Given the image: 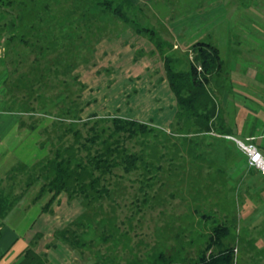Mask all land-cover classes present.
<instances>
[{
    "label": "rangeland",
    "instance_id": "374dc122",
    "mask_svg": "<svg viewBox=\"0 0 264 264\" xmlns=\"http://www.w3.org/2000/svg\"><path fill=\"white\" fill-rule=\"evenodd\" d=\"M43 1L48 2V0ZM91 1L93 0H62V3L59 2L60 4L57 5L61 9L55 7L61 10H58L57 14L62 15L67 8L66 13H70V10H74V8H79L82 11L87 8V5L94 6L92 4L95 2ZM99 1L103 2L104 0ZM132 1L140 4L144 9L145 15H141L145 18L144 21H141L145 27L155 28L163 39L168 36L167 42H172L171 34H180V43L183 44L173 42V46H178V49L173 53L180 58L179 71H186L189 68L186 54H190V59L193 58L188 42H197L202 37V39L218 46L226 72L229 71L230 75L234 73L233 76L236 79L246 80L249 86H256L255 81L248 80L242 73L239 74L232 70L235 65H242L240 58L247 39H249L250 49L253 50L252 54L257 53L259 38L257 26L260 23L264 24V0ZM40 3L43 4L41 1ZM32 19L28 18L24 24L29 26L32 24ZM106 20L104 18L105 24H103L106 29L100 31L99 35L102 38L100 37L96 44L93 64H88V66L82 64L76 70L78 81L86 87L83 94V103L86 106L82 117L87 120H73L63 112L71 106L72 100L81 103L78 98L80 85L78 82L74 83L69 77H53L40 88L36 86L39 84H36L35 88L40 89V93H43L44 98L40 100H36V95L39 92L31 94V84L24 83L23 93L18 94L14 91L15 96H19L21 99L26 96V99L23 98L26 102L24 107L18 105L14 100H10L9 96L7 97L8 102L3 104L2 109L15 110L24 114L22 116L23 130H20L21 134H24V138L19 149H16L20 159L28 166L44 159L52 149L48 146L49 144H46L47 138L53 137V135L63 136L64 131L69 128L81 131V135L86 136L97 121V118L90 117L93 114L103 117H128L131 120L152 124L165 131L166 134L154 130V132L142 138L138 136L136 139H127L123 134L120 138H117L119 137L117 135L114 136L116 141L121 139L122 145L116 151L117 160H121L125 155H137L141 158V163H138L130 175L119 169L114 172V175L105 177L106 181L102 186L111 190L112 196L103 201L96 199L89 205V209L98 215L96 214L94 217L91 213L90 217L82 205L68 202L66 205L59 206L50 215V217L52 216L50 223H46L44 221L46 218H43L42 222L38 223L37 227L31 231L32 233L37 232L40 227L54 228V223L62 225V227H57L60 229L73 221L90 223L87 224L89 226L88 234L83 238V241L89 244V241L93 239V247L87 246L84 255L79 249L73 250L78 260L83 264H93L96 260L102 264L103 258L112 260L113 264H123L126 261L131 264H142L141 260L154 251L171 256L173 264H195L198 253L206 244L211 226L218 223L224 224L228 217L229 219L233 218L234 214L225 215L226 211H233V204L224 197L226 192L223 189V182L227 173L218 171L215 173V171L226 170L228 166L229 159L224 156L225 147L233 151L234 155L239 156L240 153L219 133L213 132L211 140H208V135H198L192 127L191 120L181 118L180 126L172 127L173 120L169 124L167 119L173 114L177 104L171 103L174 102V98L170 89H166L162 82H160L162 85L157 86V91L149 93L147 89L152 87L151 83L155 80V73H152L154 69L158 68L156 75L160 76L158 73L163 66L155 41H152L147 34H137L134 28L132 29L122 22ZM103 24L98 27L102 28ZM14 33H16L15 37H18L19 34ZM92 43L90 41L91 45H93ZM77 47L79 46L77 45ZM8 48L4 38H1L0 87L2 88L5 77L3 75L4 59L8 57ZM16 48L17 50L13 49L11 53L23 55L24 67H21L20 70L27 72L28 66L32 65L36 56L30 54L29 48H25V50L22 47ZM98 50H100L99 56L104 51L105 59L100 57L97 59ZM81 51L86 55L85 49H81ZM113 60L118 63H113ZM149 63L152 65L150 68L152 72L148 71L146 74H142L149 67ZM102 64L104 69L99 68ZM120 64L122 66H117ZM106 65L109 67L106 68ZM8 68L11 74L16 66L10 61ZM29 71L33 75L30 69ZM62 71L63 68L58 72ZM19 74L21 71L12 75L11 83L14 80L16 83V76ZM36 79L33 76V83L37 82ZM215 79L224 84L220 82L224 80V73ZM11 83L9 89L13 91L14 85ZM214 86L216 83H212L213 91L216 89ZM240 90L242 91V87L238 86L232 92L229 89L233 101L237 100L238 96H242L254 100L256 103L239 100L232 104V100H229L231 116H236L238 119V116L241 115L243 118H249L250 122L257 121L260 125H264V104L257 103L259 95L253 92L255 87L249 88V91L252 92L250 94L240 95ZM60 97L65 100L63 101ZM165 98H167L166 101ZM160 100L162 101L160 102ZM54 102L56 104H53ZM159 104H161L160 109L158 108ZM164 107H166V111ZM240 107H244L245 110L242 112ZM33 108L34 110H32ZM88 117H90L89 120ZM63 119H65L64 122L61 121ZM60 121L63 125L59 124ZM108 121L104 119L99 122V131H106V135L102 139H106L112 129V124ZM222 139L226 141L225 147L215 148L217 141L224 142ZM208 141L212 143L214 149H208V145H206ZM60 143L62 142L55 141L52 146H55L56 149ZM109 148L112 150L115 146L109 143L105 150ZM106 152L109 153V151ZM110 153L109 155L112 157L114 154ZM231 160H236V158L231 156ZM217 179L220 180L222 187L217 185ZM6 181L8 184L21 181L19 185H25L22 175L15 181L12 179H6ZM40 185H42L41 181ZM99 187L101 186L99 185ZM17 191L20 193L22 189ZM38 191V188L29 191L26 198L24 197L25 204H28L22 205V209L30 210L31 205H34L33 201ZM219 193L223 196L222 199H219ZM95 194L92 192L91 196L97 197ZM47 200L48 197L41 203L44 204ZM66 200L67 198L63 201ZM236 205L233 207L236 208L235 215L238 224L235 233L239 230L240 243L236 240L233 244L235 247L234 264H264V202L260 206L249 203L244 205L237 203ZM37 211L38 208H35L34 212ZM96 220H100V223L92 226L93 221L96 222ZM229 221L230 224L231 220ZM81 228L84 229L85 226H81ZM73 230L74 228L70 233L72 235ZM103 239L106 240L101 243ZM90 259L91 262H89ZM12 262L10 256L3 264H13Z\"/></svg>",
    "mask_w": 264,
    "mask_h": 264
},
{
    "label": "trees",
    "instance_id": "16d2710c",
    "mask_svg": "<svg viewBox=\"0 0 264 264\" xmlns=\"http://www.w3.org/2000/svg\"><path fill=\"white\" fill-rule=\"evenodd\" d=\"M96 1H91L95 2L94 4L91 3L94 6L87 5V8H84L82 11L79 8H74V10H70V13H66L67 8L62 15H59L57 13L61 7L57 5L62 3V0H48L47 3L43 0H0V40L4 38L6 45L9 46L8 57L4 59L3 75L5 77L3 80L4 86L7 87V97L9 96L10 100H14L18 105L24 107L26 102L23 98L26 99V96L21 99L14 94V91L18 94L23 93L24 83L31 84V94L34 95L36 91L39 92L36 95V100H40L44 97L43 93H40L41 90L35 88L36 84H39L36 86L40 88L53 77H69L74 83L78 82L80 85L78 98L81 103L72 100L71 106L63 112L72 117L73 120H87L82 117L85 111L84 107L86 106L83 103V94L86 87L78 81L79 77L76 75V70L82 64L86 66L93 64L96 44L101 37L99 35L100 31L106 29L104 28V18H106L109 21L116 20L122 22L132 29L134 28L137 34H147L152 41H155L156 48L159 50L162 58L165 78L177 104L176 113L171 123L172 127L178 128L180 126V119L185 118L192 121V127L198 135H211L213 132L219 133L220 136L231 135V130L225 123V112L221 110L217 96L212 91V88H210L213 80L219 78L224 73V61L217 45L204 39L195 42L191 46L190 52L193 58L190 59V54H186L189 62L188 70L179 71L180 58L173 53L176 51L173 44L163 39L155 28L143 25L141 20L144 21L145 16L141 14L145 15V13L140 4H136L132 0ZM55 6L60 9H57ZM78 7L81 8V6ZM65 17L67 19H63ZM28 18H33L32 24L26 26L24 23ZM102 24V28L98 27ZM14 32L19 34L18 37H15L16 33ZM59 33L62 34L59 35ZM90 41L93 42V45L90 44ZM16 47H22L24 50L25 48H29L31 50L30 54L36 56L32 65L28 66L27 72L20 70L21 67H24L23 55L11 53L13 49L17 50ZM81 49H85L86 55L82 54ZM10 61L16 66L14 72L11 74L8 68ZM21 62L22 65H20ZM62 68L63 71L59 73L58 71ZM20 71L21 74L16 76V83H14L15 80L11 83L12 75H16ZM33 76H35V79L37 77V82L35 83H33ZM9 82L11 85H14L13 91L9 89ZM62 100L64 101L65 99L62 98ZM53 104H56V102ZM90 117L97 118V121L86 136H82L81 131L71 128L64 131L63 136H50L47 138L46 143L47 145L49 144V147H52L49 150V155L35 162L32 166L20 163L19 169L11 173L14 175L10 174V179L13 181L22 175L25 185L20 195H15L14 192H11V186H8V189H0V225L3 224L11 212L18 206V202L31 189L36 188L39 191L33 201L35 204L41 203V201L48 197V200L41 207L42 213L50 212L54 202L61 196H66L69 201H80L81 205L86 209V213L89 216L92 213L95 217L98 213L90 210L89 205L95 202L96 199L103 201L110 199V196H112V191L102 186L106 181L105 177L114 175V172L119 169L130 175L138 166V163H141V158L137 155H125L121 160H117L116 151L122 145L121 139L116 141L114 136L117 135L119 136L117 138H120L123 134L126 135L127 139H136L138 136L142 138L154 132V130L166 134L165 131L158 129L152 124L137 120L119 116L103 117L99 114H93ZM90 117H88V120ZM104 119L109 120L108 122L112 124V129H110L106 139H102L106 135V131H99V122ZM64 120L61 121L64 122ZM61 121L59 124L63 125ZM72 125L73 123L70 124L71 127ZM168 136L173 137L171 135ZM54 140L62 142L56 149L55 146H52L53 142H55ZM109 143L113 144L115 148L111 150L110 147L108 150H105L106 145ZM254 143L256 144L255 140ZM106 151L114 155L110 157ZM218 172L225 173V170L221 169ZM239 176V174H233L231 178L233 184L238 182ZM34 180L35 183H33ZM40 181L42 185H40ZM217 182V185L222 187L219 179H217ZM234 187H237V185ZM223 189L226 192L224 195L226 199L228 190L225 187ZM92 192H95L97 197L91 196ZM219 195V199H222L223 196L220 193ZM229 201L233 204V207L237 204L234 200L229 199ZM233 207V211L229 212L224 209L226 211L225 215L231 216L234 214L232 215L233 218L230 217L229 219L228 217V219H225L224 224L218 223L211 226L206 244L198 253L195 264L235 263V247L233 244L236 240L240 243V240L239 230L235 233V229H238V224L237 216L235 215L236 208L234 209ZM97 220L96 222L93 221L92 226L100 223V220ZM229 220H231L230 224L228 223L230 222ZM87 224L90 223L73 221L59 232L56 236V241L62 242L72 251L79 249L84 255L85 248L87 246L93 247L94 245L93 239L89 241V244L83 241V238L88 234L87 228L89 226ZM81 226H85V228L82 229ZM72 228H74L73 235L70 234ZM105 240H101V243H104ZM226 241L227 244L225 245ZM21 257L22 261L19 264H49L46 254L39 253L35 249L34 244L28 247ZM89 262H91V259ZM141 263L173 264L174 262L171 256L154 251L148 257L142 259ZM93 264L100 263L96 260ZM102 264H113V262L112 260H105L103 258ZM123 264H131V262L126 261Z\"/></svg>",
    "mask_w": 264,
    "mask_h": 264
},
{
    "label": "crops",
    "instance_id": "0c3cea01",
    "mask_svg": "<svg viewBox=\"0 0 264 264\" xmlns=\"http://www.w3.org/2000/svg\"><path fill=\"white\" fill-rule=\"evenodd\" d=\"M257 29L259 33L257 53L255 55L252 54L253 50L250 49V44L248 41L249 39H247V43L244 44V51L241 53L240 58L242 65H235V68H233L232 70L233 72L237 71L239 74L242 73L248 80L255 81L256 86H249L246 80L242 81L236 79L233 76L234 73L230 75L229 71L226 72V70H224V80L220 81L224 84L219 83V81H217L216 79V81L213 80L216 83V86H214L216 89L215 91H212L216 93L219 104L221 105V110L225 112V123L231 130V135L229 136L235 137L243 141H246L249 138H253L256 142V146L264 155V125H260L259 122L257 123V121L250 122L249 118H243L241 115H239V118L237 119L236 116L233 117L229 113V100H232V104L237 103V101L239 100H241V102H254V100H249L247 97L242 96H238V99L233 101L229 89L232 92L233 89L237 86L240 88L242 87V91L240 90V95L252 93L249 91V88L255 87V91L253 92L259 95L256 100L257 103L264 104V24H258ZM167 37L165 38L166 41ZM171 37L173 38V40L169 43L173 44V42L175 41L180 43V34H171ZM201 39L202 37L198 40ZM188 43L189 47H191L195 42ZM174 49L177 50L178 46L175 45ZM99 52L100 50H98L97 59H99V57L105 59L106 56L104 51L101 54L102 57L99 56ZM113 63L118 62L113 60ZM156 64L158 63L156 62ZM117 66H122V64ZM148 66L149 67L147 68V70L144 71L142 74H146V72L152 70L150 69L152 67L150 63ZM107 67L109 66L106 65V68ZM162 67L160 69V72L158 73L160 76L156 75V70H158V68L156 70L154 69V72L151 71L152 73H155V80L153 83H151L152 87L150 89L147 88L149 93L154 92L155 90L157 91V86L161 84L160 82L164 84L163 86L166 89H169L168 82L166 78H164L165 73ZM99 68L104 69L105 67L102 64L99 66ZM93 69L95 71V68ZM214 82L212 83L215 84ZM143 85L144 83L142 84V86ZM211 86L210 88H212ZM164 100L166 101L167 98H165ZM161 101L162 100H160V102ZM6 102H8L7 87L3 86V88L0 87V189H8V186H11V192H14L15 195H20L24 189V185H19L21 181H16L15 184L12 182V184H8L6 179L10 180L9 175L19 169L20 163L24 164L20 159L19 152L17 151L19 149V145L21 146L24 138V134H21L20 132V130H23L24 123L22 121V116H24V114L15 110H3V104ZM171 103L176 104L175 98L174 102ZM158 108H161V104L158 105ZM240 109L242 112L245 110L244 107H240ZM164 110L166 111V107H164ZM175 113L176 108L173 114L170 115V117L167 119L169 124L174 119ZM207 138L208 140L212 139L211 135H208ZM222 140L224 142L217 141V146L215 148H220L221 146L225 147L226 141L224 139ZM227 141L230 142L236 150H238L240 155L238 156L232 154L233 151L229 150L227 147H225L227 151L224 149V156L229 159L228 166H224L226 167L225 172L227 173V177L224 181V187L228 190V195L226 196V199L234 200L235 202L239 203V205L249 203L254 204L256 206H260L261 203L264 202V177L258 171L250 169L247 165V161L244 155L239 151L236 145L229 140ZM206 145L209 146L208 149H214L212 143H210L209 141ZM231 156H234L236 160H231ZM217 171L218 170H216L215 173ZM212 172L214 173V171ZM233 174L240 175L239 180H237L238 182L235 184H233V181L231 180ZM235 185H237V187H234ZM18 189H22V192L18 193ZM25 198H22V200L17 206L18 208L16 207L7 217V219L3 222V224L0 225V264H3V262L8 260L10 256L12 257L13 264H19L22 261L21 255L23 254V252L33 244L35 249L39 253L46 254L49 264H83L81 261L78 260L75 253L69 247L64 245L62 242L56 241V236L59 234V232L67 227L64 226L65 224L63 225L64 227L62 229L57 228L62 227V225L59 226L57 225V223H54V228L44 229L40 227L38 228L37 232L32 233L31 231L32 229L37 227L38 223L42 222L43 218H46L44 220L46 223H50L52 218V216L50 217V215L53 214V212L59 206L66 205L68 202L71 204L78 203L81 205L80 201H69L66 196H61L56 202H54L52 208L50 209V212L42 213L41 207L42 205H44L43 203H33L34 205H31L30 210L22 209V205L25 206L26 204H28H25ZM65 198H67V202L63 201ZM35 208H38L37 212H34Z\"/></svg>",
    "mask_w": 264,
    "mask_h": 264
},
{
    "label": "built area",
    "instance_id": "2783aa9c",
    "mask_svg": "<svg viewBox=\"0 0 264 264\" xmlns=\"http://www.w3.org/2000/svg\"><path fill=\"white\" fill-rule=\"evenodd\" d=\"M199 70L201 69L199 68ZM224 137L235 143L239 151L245 155L248 166L258 171L264 177V155L254 143V139L249 138L246 141H243L232 136Z\"/></svg>",
    "mask_w": 264,
    "mask_h": 264
}]
</instances>
